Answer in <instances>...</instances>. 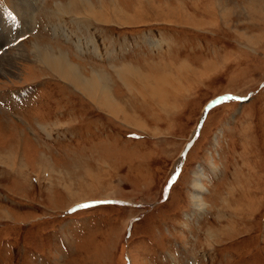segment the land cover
Here are the masks:
<instances>
[{
    "label": "rangeland",
    "instance_id": "374dc122",
    "mask_svg": "<svg viewBox=\"0 0 264 264\" xmlns=\"http://www.w3.org/2000/svg\"><path fill=\"white\" fill-rule=\"evenodd\" d=\"M88 1L0 0V264H264V0Z\"/></svg>",
    "mask_w": 264,
    "mask_h": 264
},
{
    "label": "bare ground",
    "instance_id": "6f19581e",
    "mask_svg": "<svg viewBox=\"0 0 264 264\" xmlns=\"http://www.w3.org/2000/svg\"><path fill=\"white\" fill-rule=\"evenodd\" d=\"M81 1L84 3L85 7H88V9L90 11L93 10L94 5H92V3L90 1H88V0H81ZM101 1H103V0H101ZM154 10H156V9H154ZM167 11L169 13V12H171V9H168ZM97 14H99L98 11H96V15ZM124 19L129 20L131 22L134 20V18L129 17L128 14L124 15ZM47 58H50V61L47 63L52 67V70L54 71V73L57 74L59 77H61L63 80L68 81V82H70V84L77 87V89L80 92H82L86 97H88L87 99H89L94 105H96L94 103V102H96V100H94V99L96 97H99L98 100H99L100 104L102 105L103 109H105V110L107 109L112 114L120 113L121 115L124 116L123 119L125 121L133 120V116L131 113L119 111V108H121V104L119 103L118 99L112 95L113 93L111 94L109 91L108 92L105 91V88L107 87L108 82L104 78V76L101 75L100 72H92L93 75L91 77H86L84 74H82L80 72L77 65L69 62V60L66 56H64V58L61 59L59 56H57L55 54H50V55H47ZM162 88H161V90H160V88H153L152 92L154 94H156V93L160 94V92H162ZM200 183H201L200 182V175L196 174L194 184H193V188H194L193 194H194L195 201L199 207H201L199 204V201L201 199L200 190L202 188Z\"/></svg>",
    "mask_w": 264,
    "mask_h": 264
},
{
    "label": "crops",
    "instance_id": "0c3cea01",
    "mask_svg": "<svg viewBox=\"0 0 264 264\" xmlns=\"http://www.w3.org/2000/svg\"><path fill=\"white\" fill-rule=\"evenodd\" d=\"M98 98H99V97H96L94 100H96V102H99ZM106 110H107V109H106ZM111 114H112V113H111ZM112 115H113V114H112Z\"/></svg>",
    "mask_w": 264,
    "mask_h": 264
},
{
    "label": "water",
    "instance_id": "95a60500",
    "mask_svg": "<svg viewBox=\"0 0 264 264\" xmlns=\"http://www.w3.org/2000/svg\"><path fill=\"white\" fill-rule=\"evenodd\" d=\"M190 144H191V142H190V143H188V145H187V148L190 146ZM187 148H186V149H187ZM186 149L184 150L185 152H186Z\"/></svg>",
    "mask_w": 264,
    "mask_h": 264
},
{
    "label": "snow or ice",
    "instance_id": "6c2138e0",
    "mask_svg": "<svg viewBox=\"0 0 264 264\" xmlns=\"http://www.w3.org/2000/svg\"><path fill=\"white\" fill-rule=\"evenodd\" d=\"M225 99H228V97H225ZM82 207H86V205L85 206H82Z\"/></svg>",
    "mask_w": 264,
    "mask_h": 264
}]
</instances>
